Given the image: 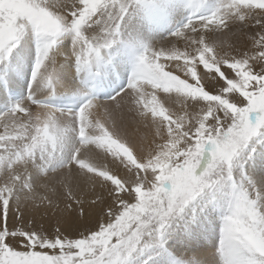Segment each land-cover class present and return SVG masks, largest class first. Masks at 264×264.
I'll return each mask as SVG.
<instances>
[{"label": "snow or ice", "instance_id": "1", "mask_svg": "<svg viewBox=\"0 0 264 264\" xmlns=\"http://www.w3.org/2000/svg\"><path fill=\"white\" fill-rule=\"evenodd\" d=\"M0 4V91L32 61L0 112V264H199L175 242L217 230V264H264V0Z\"/></svg>", "mask_w": 264, "mask_h": 264}, {"label": "rangeland", "instance_id": "2", "mask_svg": "<svg viewBox=\"0 0 264 264\" xmlns=\"http://www.w3.org/2000/svg\"><path fill=\"white\" fill-rule=\"evenodd\" d=\"M5 2L8 3H16V4H24L25 0H5ZM221 0H203V4L201 6L200 11L197 12V15L199 14H203V15H211L215 9L220 5ZM0 7H2V4H0ZM191 15V12L189 10H187L186 8L182 11H180L178 14H176L175 18L173 20H170L169 22V28L168 29H164L162 30V34H159V36L162 38V42L167 41L169 39H171V31H174L176 27L181 26L183 23L187 22V18L188 16ZM133 28H139V25L135 23V21H133ZM233 30H235V27L233 28ZM245 31H249V29H245ZM226 49H222V51H224ZM30 70L31 67H29V73L27 76V82L25 83V89L27 90V85H28V78L30 76ZM4 74V73H3ZM119 90L117 87L114 86V88L111 89V91L109 92L107 90L106 94H102L101 98L102 99H106L108 95H112L115 93V91ZM4 92L6 94L4 101H2V99H0V102L4 103V106L6 105H10L9 109L14 106L18 101L22 100L24 97L22 95V92L19 91V89L13 90L10 89L8 87H4ZM15 93V94H14ZM111 93V94H110ZM6 110V109H5ZM105 144H109L111 145V142L109 139H105L104 141ZM114 146V145H111ZM249 172H250V178L252 179L254 186L257 189H262L264 190V186H258L257 182L255 181V172H257V170L255 169H251L249 168ZM37 188H42V187H37ZM44 191H46V189L42 188ZM51 192V196L49 197H53V191L52 189L50 190ZM48 193V191H47ZM22 195H27L32 197V199H27L24 202L26 204H28L29 206L35 205V204H42L41 198L43 197H39L40 200L35 199L34 196L31 195V193H27V194H22ZM47 196V195H46ZM197 214L199 213V209L196 210ZM41 215L45 216V219H47V215L44 214L43 212H41ZM219 215L220 213L217 212L216 213V217L219 220ZM39 219V217H38ZM185 235H187V233H185ZM214 238L212 240V242L207 243L206 247H201L202 246V242L200 240H178L175 242V249H176V253H177V259H183L184 261H187L189 258H191V256H186V254H191L193 251H195L192 248V245L194 246H200L197 248V251H200V253L202 254L201 259H198L199 264H217V261H219V241H220V235H219V231L217 230V232L211 237ZM215 253V255H213ZM147 259V256H142L140 258L141 262H143L144 260ZM149 264H151V261H149Z\"/></svg>", "mask_w": 264, "mask_h": 264}, {"label": "bare ground", "instance_id": "3", "mask_svg": "<svg viewBox=\"0 0 264 264\" xmlns=\"http://www.w3.org/2000/svg\"><path fill=\"white\" fill-rule=\"evenodd\" d=\"M160 34H162V31L160 32ZM161 42H162V38H161L160 36H158V37L156 38L155 43H157V44H161ZM31 62H32V61H31V59H30L29 62H28V63H29V67H31ZM29 67H28L27 72H26L27 75H28V73H29ZM4 79H5V74H3V72H0V83H2V82L4 81ZM26 82H27V76H25V79L22 81L23 87L19 89V91H21V92H22V95H23V96H21V97H24V96L27 95V90L25 89V88H26V87H25V83H26ZM113 88H114V87H113ZM111 89H112V88L107 89V90L110 92ZM117 91H118V90H117ZM106 93H107V91H106ZM106 93H105V94H106ZM14 94H15V93H14ZM110 94H111V93H110ZM5 96H6V94H5V92H4V88H3V90L0 91V99H2V101H4ZM101 99H102V98H101ZM104 99H105V98H104ZM9 107H10L9 104L6 105V106H4V103H3V102H0V112L5 111V109H6V110L9 109ZM107 144H108V143H107ZM110 146H111V145H110ZM89 155L93 157L95 163L102 164V165H107V166H113V162H112L109 158H106V157H105L102 153H100V152H95V151H93V152H90ZM255 173H256V174H254V175H255V181L257 182L258 186H264V179L261 178V176H260V174L258 173V171L255 172ZM42 188H44V187H42ZM42 188H36L35 191L31 193V195L34 196L35 199H38V200H40L39 197H42V196H43V197H45L46 195H47L48 197L51 196V192H50V190L52 189V191H53V186L49 185L47 188H44V189H46V191H44ZM260 189H261V188H260ZM47 191H48V193H47ZM41 201H42V200H41ZM217 223H219V220H218V219H217ZM212 236H213V235H211V236H209V237H203V236H201V237L199 238V240L202 242V246H201V247H206L207 243L212 242V240L214 239V238H211ZM198 247H200V246H197V245L194 246V245H192V248H193L195 251H193L190 255H189V254H186V256H191V257H193V256L195 255V256H197L198 259H201L202 254L200 253V251H197V248H198Z\"/></svg>", "mask_w": 264, "mask_h": 264}]
</instances>
